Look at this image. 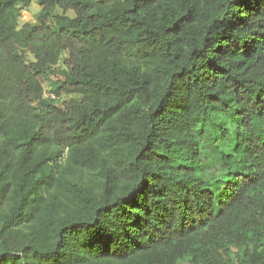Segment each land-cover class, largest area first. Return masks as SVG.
I'll use <instances>...</instances> for the list:
<instances>
[{"label": "trees", "instance_id": "obj_1", "mask_svg": "<svg viewBox=\"0 0 264 264\" xmlns=\"http://www.w3.org/2000/svg\"><path fill=\"white\" fill-rule=\"evenodd\" d=\"M29 1L0 0V264H264V0Z\"/></svg>", "mask_w": 264, "mask_h": 264}, {"label": "rangeland", "instance_id": "obj_2", "mask_svg": "<svg viewBox=\"0 0 264 264\" xmlns=\"http://www.w3.org/2000/svg\"><path fill=\"white\" fill-rule=\"evenodd\" d=\"M105 1H113V0H105ZM20 9H21V17H20V20H19V24L22 25L23 23L25 22H37L38 21V17L40 15V12H41V5L39 3V0H30L29 2L27 3H19L18 4ZM54 14H65L69 17H74L75 16V12L73 10H70L68 12H63V10H61L60 8H57L54 12ZM50 23H52L53 21L52 20H49ZM68 55V52L65 51L63 54H62V57H66ZM29 58H33V56H31L30 54L28 55ZM76 95H70V96H64L62 99L63 100H69L71 98H75ZM226 152L227 149H224Z\"/></svg>", "mask_w": 264, "mask_h": 264}]
</instances>
